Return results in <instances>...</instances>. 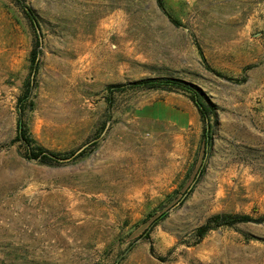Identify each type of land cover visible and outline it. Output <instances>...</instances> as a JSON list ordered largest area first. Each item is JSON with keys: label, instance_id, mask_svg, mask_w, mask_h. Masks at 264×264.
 <instances>
[{"label": "rangeland", "instance_id": "1", "mask_svg": "<svg viewBox=\"0 0 264 264\" xmlns=\"http://www.w3.org/2000/svg\"><path fill=\"white\" fill-rule=\"evenodd\" d=\"M22 3L39 45L0 0V264H264V0ZM144 78L200 89L209 124ZM217 214L252 220L200 236Z\"/></svg>", "mask_w": 264, "mask_h": 264}, {"label": "trees", "instance_id": "2", "mask_svg": "<svg viewBox=\"0 0 264 264\" xmlns=\"http://www.w3.org/2000/svg\"><path fill=\"white\" fill-rule=\"evenodd\" d=\"M17 2L21 3L22 5V10L26 14L27 18L29 19V22L36 34L37 37V45L40 44V37H41V32H40V26L38 23V20L36 19V16L29 6L25 5L22 3V0H16ZM157 3L162 6V0H157ZM33 61L36 63V54L33 56ZM132 86H148V87H153V86H161V87H176L180 88L190 94V98L193 102V104L196 106L198 112L200 113L203 122L205 124V127L209 124L210 119V103L207 102L206 100L203 99L202 95L203 92L194 87L190 83H186L180 79L176 78H162V79H153V78H144L140 79L137 81H133L131 83ZM206 136V134H205ZM18 138L19 140L23 141L26 144H30V138L26 134L25 129H23L22 125L19 124V132H18ZM34 156H38L41 159H56L58 158V155H56L53 152L47 151L42 147H37V153L34 154ZM252 220L249 216L247 215H229V214H217L215 215L212 219L207 221L204 225L199 227V235L202 236L209 230L212 226H217V225H223V224H232L235 221H250Z\"/></svg>", "mask_w": 264, "mask_h": 264}]
</instances>
